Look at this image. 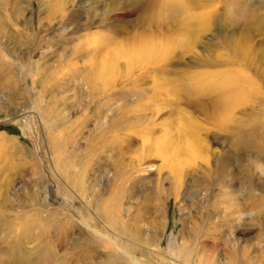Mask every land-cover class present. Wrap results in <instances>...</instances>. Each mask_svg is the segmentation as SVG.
Segmentation results:
<instances>
[{"label": "rangeland", "instance_id": "374dc122", "mask_svg": "<svg viewBox=\"0 0 264 264\" xmlns=\"http://www.w3.org/2000/svg\"><path fill=\"white\" fill-rule=\"evenodd\" d=\"M201 2L0 0V264H264V0Z\"/></svg>", "mask_w": 264, "mask_h": 264}, {"label": "bare ground", "instance_id": "6f19581e", "mask_svg": "<svg viewBox=\"0 0 264 264\" xmlns=\"http://www.w3.org/2000/svg\"><path fill=\"white\" fill-rule=\"evenodd\" d=\"M136 0H134V2H135ZM144 1V0H143ZM185 1V0H184ZM88 2V1H87ZM189 2H191V1H189ZM116 2H113L112 4H115ZM121 3V2H120ZM186 3V2H185ZM187 3H188V1H187ZM119 4V2H117L116 3V5H118ZM203 0H202V2H201V8H203ZM110 7V6H109ZM102 9H104V8H102ZM106 10V9H105ZM182 10V9H181ZM102 11V10H101ZM186 13H187V11H186ZM185 16V15H184ZM188 16V15H187ZM186 16V17H187ZM201 16H204V13H201ZM186 19V18H185ZM187 21H189L188 19H187ZM185 22V21H184ZM184 22H182V23H184ZM189 23V22H188ZM187 25V24H186ZM189 27V26H188ZM185 45V44H184ZM105 48H107V47H105ZM107 51V50H106ZM108 52V51H107ZM108 54H109V52H108ZM241 61V60H240ZM228 84H231V82L230 83H228ZM225 87V86H224ZM223 91V90H222ZM236 92V91H235ZM223 95V94H222ZM222 95H220V96H222ZM239 96H233L231 93H229L226 89L224 90V95H223V98L221 99V100H219V102H218V109H220V110H218V111H220V112H224L225 110H228V111H230V110H234L235 108H236V106H237V103H238V98ZM219 99V98H218ZM217 105V104H216ZM232 110V111H233ZM217 111V112H218ZM226 112V111H225ZM221 114V113H220ZM219 114V115H220ZM218 115V116H219ZM225 116V115H224ZM228 116V115H227ZM226 119H228V118H226ZM222 124V123H221ZM225 125V124H224ZM221 127V126H220ZM185 137V136H184ZM199 137V136H198ZM226 137V136H225ZM201 138V137H200ZM225 139V138H224ZM227 139L228 140H230L231 139V135L230 136H228L227 137ZM193 141L191 142L190 141V139L187 141V143L185 144V145H187V144H194V143H197V141H199L198 139H197V137L196 138H193L192 139ZM200 140H202V139H200ZM227 140V141H228ZM128 142V141H127ZM225 142H226V140H225ZM180 143V142H179ZM199 143V142H198ZM192 144V145H193ZM189 145H187V146H189ZM183 146V145H182ZM170 147H172L171 145H170ZM174 147V146H173ZM180 147H181V145H180ZM180 147H174V148H168V149H171V150H169V151H167V150H164V151H162V154H164V155H166V156H168L169 158H172V160H175L174 162H176V163H182L179 159H181V150L182 149H180ZM193 147V146H192ZM188 148V147H187ZM199 148V147H198ZM164 149V148H163ZM190 149V148H189ZM183 150H185V147H184V149ZM182 150V151H183ZM222 151V150H221ZM222 153V152H221ZM184 154V153H183ZM223 156V155H222ZM178 158V159H177ZM225 158V157H224ZM182 160H183V158H182ZM222 160V159H221ZM255 164V163H254ZM179 167L180 166H173V172H176V171H178V169H179ZM179 172V171H178ZM178 172L177 173H175V174H178Z\"/></svg>", "mask_w": 264, "mask_h": 264}]
</instances>
